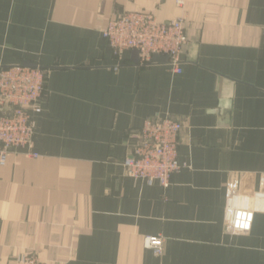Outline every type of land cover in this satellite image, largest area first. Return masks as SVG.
<instances>
[{
	"label": "crops",
	"instance_id": "0c3cea01",
	"mask_svg": "<svg viewBox=\"0 0 264 264\" xmlns=\"http://www.w3.org/2000/svg\"><path fill=\"white\" fill-rule=\"evenodd\" d=\"M123 11L184 20L181 72L112 52ZM24 62L45 88L32 147L0 162V264H264V0H0V66ZM155 116L182 122L166 188L121 165ZM239 195L259 199L244 233L225 221Z\"/></svg>",
	"mask_w": 264,
	"mask_h": 264
},
{
	"label": "built area",
	"instance_id": "2783aa9c",
	"mask_svg": "<svg viewBox=\"0 0 264 264\" xmlns=\"http://www.w3.org/2000/svg\"><path fill=\"white\" fill-rule=\"evenodd\" d=\"M103 36L117 56L124 50H136L138 63L144 65L151 62L153 55H162L167 57L166 62L173 72L182 70L181 55L188 42L182 18L160 21L150 11H123L107 23ZM45 78L44 68L37 63L0 66L1 163L9 149L32 147L34 116L41 111ZM181 129L182 122L169 116L146 118L140 128L127 134L128 151L121 160L123 173L146 185L158 183L163 188L168 187L172 175L185 167L178 160ZM234 198L240 204L231 206L225 221L231 231L244 233L249 230L253 212L260 209L254 206L256 202L259 204V199L244 195ZM163 243V236L159 234L144 237V245L156 256L162 254ZM14 264L44 262L30 252L18 254Z\"/></svg>",
	"mask_w": 264,
	"mask_h": 264
},
{
	"label": "water",
	"instance_id": "95a60500",
	"mask_svg": "<svg viewBox=\"0 0 264 264\" xmlns=\"http://www.w3.org/2000/svg\"><path fill=\"white\" fill-rule=\"evenodd\" d=\"M166 56H162V55H153L151 62L150 63H157V62H162V61H166ZM134 62H138V52L136 50L133 51V57H132ZM23 65H27V66H33L35 65V63H31V62H24Z\"/></svg>",
	"mask_w": 264,
	"mask_h": 264
}]
</instances>
